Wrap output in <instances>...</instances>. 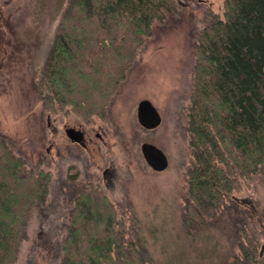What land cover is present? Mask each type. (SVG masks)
<instances>
[{"label":"rangeland","instance_id":"rangeland-1","mask_svg":"<svg viewBox=\"0 0 264 264\" xmlns=\"http://www.w3.org/2000/svg\"><path fill=\"white\" fill-rule=\"evenodd\" d=\"M64 8L62 0H0V139L29 170L52 175L47 199L28 214L14 264H61L74 192L90 184L112 201L126 239L137 241L148 264H226L239 252L231 230L239 226L240 233L260 239L264 252V166L233 194L251 209L252 219L229 200L206 225L187 229L182 218L194 162L188 111L196 47L210 17L223 18L224 0H177L174 12L152 23L151 35L106 105L107 118L89 120L71 106L48 109L42 100L45 64ZM143 99L161 115L154 130L138 122ZM79 125L101 135H93L87 149L65 133V127ZM145 142L165 153L166 170L147 165Z\"/></svg>","mask_w":264,"mask_h":264},{"label":"trees","instance_id":"trees-1","mask_svg":"<svg viewBox=\"0 0 264 264\" xmlns=\"http://www.w3.org/2000/svg\"><path fill=\"white\" fill-rule=\"evenodd\" d=\"M62 1L42 100L52 110L71 106L84 120L105 118L152 23L174 12L177 0ZM210 18L198 38L188 111L194 162L182 216L187 229L206 225L227 200L252 219L233 194L264 166V0H224L223 18ZM51 177L29 170L0 139V264L17 261L28 214L47 199ZM72 204L61 264H148L98 186L77 188ZM231 230L239 252L225 263L264 264L260 239L240 226Z\"/></svg>","mask_w":264,"mask_h":264},{"label":"water","instance_id":"water-1","mask_svg":"<svg viewBox=\"0 0 264 264\" xmlns=\"http://www.w3.org/2000/svg\"><path fill=\"white\" fill-rule=\"evenodd\" d=\"M137 119L142 128L145 130H153L158 128L162 123V118L157 108L151 101L143 99L137 106ZM67 137L72 142L81 143V133L74 128L65 130ZM141 151L147 165L156 172L164 171L169 166V160L165 153L151 143H142Z\"/></svg>","mask_w":264,"mask_h":264},{"label":"flooded vegetation","instance_id":"flooded-vegetation-1","mask_svg":"<svg viewBox=\"0 0 264 264\" xmlns=\"http://www.w3.org/2000/svg\"><path fill=\"white\" fill-rule=\"evenodd\" d=\"M67 128H74L75 130L79 131L81 134V143H77V142H73V144H77L78 147H82L83 149H87L89 143H93L94 140H93V135H96V136H99L101 137V135L99 133H97L94 129H90V130H87L86 128H84L82 125H79L77 127H65V130ZM56 130V127L53 129V132ZM56 132V131H55ZM108 170L106 169L105 170V173L107 172Z\"/></svg>","mask_w":264,"mask_h":264},{"label":"bare ground","instance_id":"bare-ground-1","mask_svg":"<svg viewBox=\"0 0 264 264\" xmlns=\"http://www.w3.org/2000/svg\"><path fill=\"white\" fill-rule=\"evenodd\" d=\"M107 118V117H106ZM154 130V129H153Z\"/></svg>","mask_w":264,"mask_h":264}]
</instances>
